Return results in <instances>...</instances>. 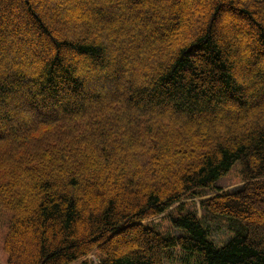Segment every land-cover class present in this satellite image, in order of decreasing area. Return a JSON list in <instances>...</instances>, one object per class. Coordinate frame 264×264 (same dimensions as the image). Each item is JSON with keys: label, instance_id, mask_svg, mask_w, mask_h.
Returning <instances> with one entry per match:
<instances>
[{"label": "trees", "instance_id": "1", "mask_svg": "<svg viewBox=\"0 0 264 264\" xmlns=\"http://www.w3.org/2000/svg\"><path fill=\"white\" fill-rule=\"evenodd\" d=\"M73 2L0 0L6 264H264V0Z\"/></svg>", "mask_w": 264, "mask_h": 264}, {"label": "rangeland", "instance_id": "2", "mask_svg": "<svg viewBox=\"0 0 264 264\" xmlns=\"http://www.w3.org/2000/svg\"><path fill=\"white\" fill-rule=\"evenodd\" d=\"M73 5L85 6V3L82 2V0H74ZM85 9L87 10V8ZM164 15L165 12L160 13V17ZM63 20L64 19H60V21ZM126 30L130 35L134 34V31H131L129 29ZM139 31L140 29L138 30V33ZM122 47H124V49L126 50L128 48L127 45H123ZM239 171L240 163L236 162L233 164V166L230 168L226 175L222 176L220 179L217 180L216 187L212 189H199V197L186 199L181 203L183 204L184 209L194 210V212H196L197 217L200 218L206 229L209 231V239L217 247L222 246L232 237V235L234 234V230H236L237 228L236 224H234L236 222L230 220L228 217L212 215L203 211L200 202L202 200H207L208 198L214 195L230 192L236 189L237 187L241 186L243 182L240 177ZM166 213L167 212L162 215L149 218L148 220L143 221L142 224L151 225L152 227L157 229L162 235H177V231H175L171 227L169 221L167 220L165 215ZM9 218L10 212L5 209H0V264H6L7 262V254L4 251L3 243ZM170 253L171 259H165V264H187V257L185 256L182 250L174 248L170 250ZM99 259L100 257L98 251L96 249H93L83 260H80L73 264H83V262H86L87 264H97Z\"/></svg>", "mask_w": 264, "mask_h": 264}]
</instances>
